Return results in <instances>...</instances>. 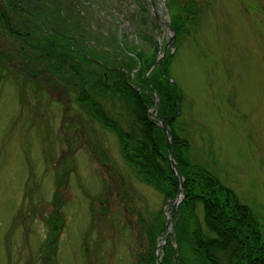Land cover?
<instances>
[{"label":"rangeland","instance_id":"1","mask_svg":"<svg viewBox=\"0 0 264 264\" xmlns=\"http://www.w3.org/2000/svg\"><path fill=\"white\" fill-rule=\"evenodd\" d=\"M184 2L71 0L68 6L82 19L84 43L109 47L118 39L141 52L142 62L173 53L170 81L183 95L179 122L190 158L251 209L264 240V0H197L194 18L183 23L188 33H176L169 6L173 3L181 22ZM52 9L50 2L42 8L50 17ZM114 56L122 54L117 50ZM2 76L0 264H130L131 249L140 245L137 221L163 208L162 196L136 178L114 134L83 119L77 125L81 137L75 138L79 147H69L61 132L68 138L73 132L60 127L61 106L48 102L46 93L37 98L25 89L20 95L18 82L5 71ZM86 138L110 157L109 163L81 147ZM65 161L74 167L57 189L64 225L50 260L42 254L44 217L54 209L52 194ZM172 207L167 205L169 212Z\"/></svg>","mask_w":264,"mask_h":264},{"label":"trees","instance_id":"2","mask_svg":"<svg viewBox=\"0 0 264 264\" xmlns=\"http://www.w3.org/2000/svg\"><path fill=\"white\" fill-rule=\"evenodd\" d=\"M30 1L0 0V79L5 71V77L18 82L20 95L29 89L40 98L46 93L48 102L58 103L63 112L62 131L65 127L73 132L70 138L61 132V140L71 148L79 147L75 140L81 137L78 121H96L114 134L121 157L136 178L166 202L180 189L159 120L168 128L184 195L172 212V233L157 256V244L166 228L163 208L139 217L140 245L131 249L130 264H156L157 257L159 264H264V240L256 216L215 173L190 158V142L179 122L183 95L177 83L170 81L173 53L167 52L146 75L155 59L142 62L141 52L132 51L118 39L111 40L109 45H115L109 47L84 43L87 32L82 29V19L68 6L71 0H36V5ZM184 1L181 22L173 3L169 6L176 33L185 28V19L195 15L197 0ZM49 2L54 8L51 17L42 10ZM146 35L143 38L155 47ZM117 50L122 56H114ZM26 83L27 87L20 86ZM156 97L157 120L152 117ZM66 112L75 114L67 119ZM81 147L104 164L110 162L90 139ZM69 167H74L73 162L65 161L58 171L61 174L57 173L51 200L54 209L44 217L45 259H52L64 225L57 189L67 180Z\"/></svg>","mask_w":264,"mask_h":264},{"label":"water","instance_id":"3","mask_svg":"<svg viewBox=\"0 0 264 264\" xmlns=\"http://www.w3.org/2000/svg\"><path fill=\"white\" fill-rule=\"evenodd\" d=\"M168 26L171 27L170 24H168ZM162 56H163V53L154 62V65L157 64L160 61V58ZM154 65H152V66H154ZM151 67L148 70H150ZM157 105H158V98L156 97V99H155V105H154V112L152 113V117L154 119H156V120H157V117H156ZM159 123H160L161 127L163 128V130L165 132V135H166V138H167V143H168L167 156H168V159L170 161L171 168H172V170L174 171L175 175L177 176V178L179 180L180 189H179V192L176 195V197L174 199H172V200H167L165 202L164 206H163V211H164V213L166 215V228H165L164 232L161 234V239H160L159 243L157 244V248H156V251H155L156 256L162 250V247L165 244V242L167 240V237L172 233V215H173L172 212L176 209L178 203L181 201V199H182V197L184 195V190L182 188V176L180 175V173L178 171L177 164H176L174 158L172 157L171 151H170V135L168 133V128H167L166 124L163 122V120H159ZM170 203L173 205V207L171 209V213L167 209V205L170 204ZM159 263H160V258L157 257L156 264H159Z\"/></svg>","mask_w":264,"mask_h":264}]
</instances>
